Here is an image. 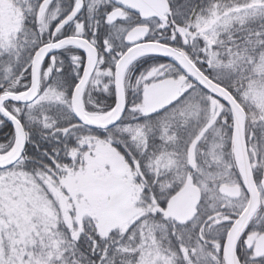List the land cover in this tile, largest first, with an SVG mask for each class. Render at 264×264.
I'll return each mask as SVG.
<instances>
[{
    "label": "snow or ice",
    "instance_id": "obj_1",
    "mask_svg": "<svg viewBox=\"0 0 264 264\" xmlns=\"http://www.w3.org/2000/svg\"><path fill=\"white\" fill-rule=\"evenodd\" d=\"M0 264H264V0H0Z\"/></svg>",
    "mask_w": 264,
    "mask_h": 264
},
{
    "label": "trees",
    "instance_id": "obj_2",
    "mask_svg": "<svg viewBox=\"0 0 264 264\" xmlns=\"http://www.w3.org/2000/svg\"><path fill=\"white\" fill-rule=\"evenodd\" d=\"M2 136H3V133H0V138H2Z\"/></svg>",
    "mask_w": 264,
    "mask_h": 264
}]
</instances>
